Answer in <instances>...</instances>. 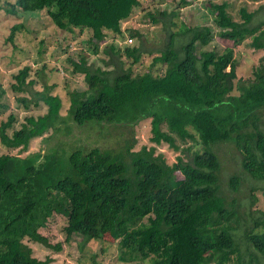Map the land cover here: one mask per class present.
Instances as JSON below:
<instances>
[{
  "label": "trees",
  "instance_id": "1",
  "mask_svg": "<svg viewBox=\"0 0 264 264\" xmlns=\"http://www.w3.org/2000/svg\"><path fill=\"white\" fill-rule=\"evenodd\" d=\"M141 1L0 0V14L20 20L44 13L59 31L88 30L94 53L110 37L107 47L120 57H131L130 64H135L141 47L125 44L122 49L117 40H125V32L130 39L142 36L139 30L122 28ZM188 4L177 0L174 10L160 12L170 30L165 48L153 56L155 71L134 74L129 66L109 77L111 69L91 71L81 55L78 61L69 59L72 72L82 73L89 86L93 75L101 80L90 98L69 93L66 117L51 85L36 90L37 81L27 80L29 65L13 75L10 87L16 103L27 109L42 102L47 110L27 116L9 133L15 121L10 113L0 124V145L5 149H26L32 138L49 129L60 133L67 119L78 127L87 125L82 130H88L95 124L125 128L150 118L152 145L134 150L127 141L117 149H85L79 139L76 148L67 152L53 148L44 154H0V264H55L51 257L35 256L27 243L59 251L62 242L51 243L41 231L55 217L63 220L66 242L80 237L84 245L110 234L122 261L241 264L235 239L241 215L235 201L227 202L219 194L221 161L214 147L232 142L241 154L243 170L264 181V128L260 127L264 117L258 112L264 109V54L252 77L233 82L235 47L251 37L249 44L264 50V21L250 25L253 12L244 7L242 21H236L226 1L207 0L203 5L218 30L184 21L178 25L175 17ZM147 14L151 22H159L155 13ZM178 35H188L180 50L174 47ZM213 40L226 45L221 51L210 48ZM234 87L237 94H232ZM24 91L27 96L19 95ZM7 106L6 90L0 85V108ZM160 144L179 151L174 162L156 152ZM239 183V177L230 176L233 190ZM243 235L264 258V219L255 217L253 227Z\"/></svg>",
  "mask_w": 264,
  "mask_h": 264
},
{
  "label": "rangeland",
  "instance_id": "2",
  "mask_svg": "<svg viewBox=\"0 0 264 264\" xmlns=\"http://www.w3.org/2000/svg\"><path fill=\"white\" fill-rule=\"evenodd\" d=\"M189 4L180 8L179 14L175 17L177 24L184 21L187 25H210L214 30L219 27L214 24L213 18L204 7L207 0H188ZM216 2L226 1L227 10L231 17L241 22L240 9L244 7L248 12H253V17L249 23L252 26L264 21V0H213ZM177 0H142L141 4L134 9L131 16L122 22L123 29L139 30L141 37H132L125 32V40H117V44L123 49L125 44L139 45L142 55L135 64H130L131 57L118 56L107 45L111 43L110 37L98 47L94 53L93 46L88 42L91 33L88 30L74 29L71 32H62L56 29L44 13L38 15H28L16 19L12 16L0 14V85L6 90V97L9 106L0 108V124L5 121L10 113L15 115L12 129H17L25 122L27 116H38L44 114L47 106L40 103L38 106L30 105L27 109L20 103H16L15 95L10 85L15 82L13 77L25 65L30 66L28 71L29 79H34L33 88L42 90L43 84L51 85L52 94L60 96L62 108L60 113L66 117L69 106V93L74 91L80 99L90 98L93 88L100 83V78L93 75L89 86L82 73L72 72V63L69 61L79 60V56L86 59L91 71L97 68L111 69L109 77L117 72L127 69L129 66L132 72L144 73L155 71L156 66L152 64L153 56L158 55L163 50L168 41L169 21L160 15L166 10L171 12L175 9ZM148 12H153L159 18V22L153 23L148 16ZM17 25H19L17 27ZM215 33V32H214ZM111 36V35H110ZM188 35H178L174 41V47L180 50V46L185 44ZM42 41V42H41ZM251 37L245 39L244 43L235 47L236 58V78L234 84L253 76V70L259 64L260 57L264 50L255 49L251 44ZM226 44L221 45L217 40H213L208 46L222 50ZM38 49L41 53H38ZM182 54V52L180 53ZM30 88V87H29ZM234 87L232 94H237ZM19 95L27 96L28 92H21ZM260 116L264 117V109H260ZM62 125L60 133H54L49 129L42 136L32 138L26 149L7 150L0 145V154L11 153L25 156L28 153L50 152L53 148L59 152L62 148L70 151L76 148L79 142L85 149L98 147L104 149H117L129 141L133 143L134 150L142 145L151 146V124L150 118L134 122L125 128L119 127H98L96 124L88 130L76 126L70 119ZM260 127L264 128L263 124ZM78 137V138H77ZM181 150V149H180ZM215 152L221 161L220 188L219 194L227 202H236L235 208L241 215V225L235 232V239L239 248L241 264H264L263 256L257 252L245 239L243 231L253 227L255 217L264 219V181L257 180L245 172L241 166V154L234 147L232 142L215 145ZM157 153H163L169 163L176 160L175 155L179 151L170 149L166 144L156 146ZM239 177L240 183L237 190H233L229 184L230 176ZM255 198V200H254ZM254 200V202H253ZM63 220L55 217L48 222L45 229H41L47 235L51 243L62 242L59 251L46 247L38 243H28L33 249V254L39 258L51 257L55 264H149L147 261L136 263L122 261L115 239L110 234H105L101 240H90L84 245L80 242V237H75L66 242L62 226ZM26 241V240H25ZM210 264H215L211 262ZM232 264H237L233 262Z\"/></svg>",
  "mask_w": 264,
  "mask_h": 264
}]
</instances>
